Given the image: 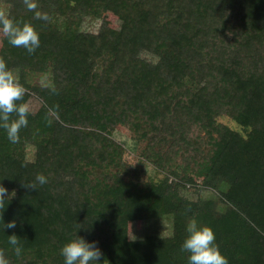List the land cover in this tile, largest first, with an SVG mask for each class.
Returning <instances> with one entry per match:
<instances>
[{"label":"trees","instance_id":"16d2710c","mask_svg":"<svg viewBox=\"0 0 264 264\" xmlns=\"http://www.w3.org/2000/svg\"><path fill=\"white\" fill-rule=\"evenodd\" d=\"M2 2L0 13L32 24L40 40L28 53L0 39L25 89L17 103H40L18 142L0 128L9 264H64L78 223L102 250L97 264H189L181 245L192 218L214 230L228 264H264V0ZM102 9L119 27L84 30ZM116 125L134 163L107 135ZM37 173L47 183L26 187ZM189 188L212 194L192 199ZM163 217L169 234L128 238V223Z\"/></svg>","mask_w":264,"mask_h":264},{"label":"clouds","instance_id":"9594fccd","mask_svg":"<svg viewBox=\"0 0 264 264\" xmlns=\"http://www.w3.org/2000/svg\"><path fill=\"white\" fill-rule=\"evenodd\" d=\"M29 10L36 9L32 0H25ZM37 18H46L36 12ZM0 32L15 47H23L28 53H33L40 45L39 33L34 26L27 22L15 21L0 13ZM25 93L24 87L18 82L14 72L8 68L6 62L0 58V128L4 129L7 138L12 143L20 139V129L28 125L30 107L27 103H17L22 100ZM15 113L13 119L11 114ZM47 183V177L37 173L33 181L25 182L30 189H37V184ZM8 189L0 184V206L8 199ZM15 220L3 223V228H14ZM82 225L78 223L74 234L67 239L60 249L64 264H97L103 255L102 250L95 241H88L77 234ZM136 239V238H135ZM133 239V240H135ZM8 243L13 246L17 256L21 255L22 245L15 233L8 235ZM181 250L189 253V264H228V258L221 252L216 243L214 230L208 225L200 224L192 218L186 225V236L181 245ZM0 264H9L5 256L0 253Z\"/></svg>","mask_w":264,"mask_h":264},{"label":"rangeland","instance_id":"374dc122","mask_svg":"<svg viewBox=\"0 0 264 264\" xmlns=\"http://www.w3.org/2000/svg\"><path fill=\"white\" fill-rule=\"evenodd\" d=\"M5 7V4L0 0V12L3 11ZM105 25L111 28H118L120 25V21L118 20L117 16L112 12L108 10H101L97 11V14H95V17H86L83 22V29L86 31L96 32L98 27L100 25ZM4 34L0 32V39ZM35 82H38V79L35 77ZM27 104L30 107V111H34L39 106V100L35 97L30 98L27 101ZM225 119H223L224 121ZM128 132L126 131V127L123 125H116L115 128L112 130L111 134L107 133V135L112 139L114 145H120L122 146V143L124 147L126 146V154L124 156L125 162L134 163L136 155L131 152L130 149V140L127 136ZM123 148V147H122ZM118 152V150H117ZM146 172L148 175H152L153 171L150 167L146 169ZM183 194H185L189 198H196L210 195L212 194L210 190L208 189H201L197 191L195 188H189L182 190ZM168 217L159 218L156 220H148V221H141L136 220L133 222L128 223V238L130 239H138L144 234L148 235H159V236H165L170 233V223H169Z\"/></svg>","mask_w":264,"mask_h":264}]
</instances>
